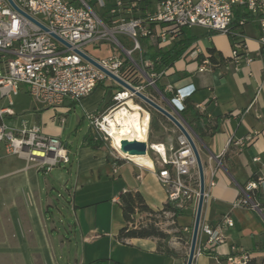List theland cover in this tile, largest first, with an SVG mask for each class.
I'll return each instance as SVG.
<instances>
[{
    "label": "crops",
    "instance_id": "obj_1",
    "mask_svg": "<svg viewBox=\"0 0 264 264\" xmlns=\"http://www.w3.org/2000/svg\"><path fill=\"white\" fill-rule=\"evenodd\" d=\"M188 31L195 37L192 33L193 29ZM245 32L251 37L247 40V47L253 58L252 63L247 64L242 61L235 65L232 62L230 39L227 47L216 45L212 48L208 45L210 39L205 46L206 39L197 38L198 40L187 48L172 67L164 69L165 75L158 82L160 91H163L167 85H172L176 89L190 85L196 88L189 99V105L199 115V120H195L191 115L189 121L182 115L181 117L194 134L204 166L208 196L204 202L201 227L218 228L224 243L197 256L194 264H220L218 259H226L231 255L232 247L241 252H248L253 264H264V184L258 191L250 193L254 201L260 205L261 211H256L251 206H236L237 201L242 198V190L248 183L264 181V48L255 41L259 36L257 27L248 26ZM212 34L216 33L206 32V35ZM181 39L182 37L179 41ZM151 43L157 47L155 42L151 41ZM175 44L176 42L162 50H168ZM144 49L142 44L143 55ZM212 49L215 50V63H211L209 59V50ZM206 61H209V65L205 66ZM202 67L206 68L205 71L200 70ZM184 73H192V75L187 80L184 78ZM103 85L112 92L110 99L106 100L108 92L104 90L102 96L95 100L97 90ZM112 87H115L113 83H103L81 103H66L63 107L54 109L34 101L27 88L22 86L18 96L15 97L14 115L8 117L6 123L14 129H20L34 125L41 127L42 122L47 127L45 135L62 140L67 125L65 117L75 110L77 105L82 108L84 118L89 113L102 112L104 105L115 94ZM151 90L152 93L145 90V94L153 97L166 110L175 113L173 107L156 89L151 88ZM168 97L167 95L166 98ZM207 100L209 102L205 105L204 113L195 110L196 105ZM93 101L95 103L93 107L87 108L86 105ZM2 104L6 105V102ZM44 111L50 112L44 113ZM58 117L59 126L50 124V120ZM170 133L166 141L157 143H164L167 146L177 144L179 136L177 128L172 127ZM89 134H93L91 128L83 137L79 147L73 148L68 142H64L69 150L70 175L54 170L62 168V165L54 167L47 173L34 163L7 154L2 147L5 159L0 163V219L3 235L0 244L7 246L6 243H10L13 247L21 246L16 237L21 216L27 221L33 240L37 242L43 240L47 244V239L49 243L52 236L49 238V220L44 214V209L53 201L49 198L48 192L54 189L55 184L62 185L67 181V188L74 186L73 190L68 189L73 222V226L70 227H74L73 236L80 241L82 249L77 264H91L97 261H106V264H131L128 253L135 254L136 258L148 257L152 264H162L161 260L164 261V258L158 253L155 240L131 239L125 243L117 240L119 231L126 226L119 205L121 195L138 192L155 212L162 211L167 204L166 190L157 177L158 167L154 165L151 169L133 162L118 161L116 168L110 156L109 145L103 143V147L99 150L87 146L86 138ZM252 135L255 137L252 143H245L243 147L236 146V142ZM212 179L215 182L214 187H210ZM100 185H104L106 190L97 197L94 192ZM23 187L29 189L32 201L33 197L38 201V208L31 213L25 209L21 211L19 189ZM45 192L46 196H44ZM117 206L120 208L119 211ZM186 211V215L174 221L184 236L185 244H188L192 236L195 215L192 208H187ZM136 217L137 220H141L146 216L138 214ZM41 220L48 226L45 225V233L40 231L39 237V234L38 236L34 234V230L37 222L41 226ZM228 221L233 222L234 226L229 227ZM51 226L52 230L57 229L55 223ZM207 240L206 235L200 236L197 250L203 248ZM129 247L135 249L129 250ZM170 248L177 253L174 260L170 259L171 264L184 263L188 258V253L183 255L179 253L178 245Z\"/></svg>",
    "mask_w": 264,
    "mask_h": 264
},
{
    "label": "built area",
    "instance_id": "obj_2",
    "mask_svg": "<svg viewBox=\"0 0 264 264\" xmlns=\"http://www.w3.org/2000/svg\"><path fill=\"white\" fill-rule=\"evenodd\" d=\"M12 1L49 32L19 14L8 0H0V146L7 154L23 158L47 172L56 166L70 163L68 145L60 138L45 135L40 126L14 129L8 126L6 119L14 115V97L18 96L22 86L27 88L34 101L54 109L63 107L66 103H81L103 83L110 82L118 86L79 53L87 55L105 70L133 85L122 77L125 67L131 65L144 82L141 86H133L144 94L147 88H153L160 95H168L175 112L172 114L183 120L181 114L186 110V101L195 93L196 88L190 85L176 89L167 85L160 91L158 82L165 75V71H157L152 62L144 60V39L155 42L157 48L162 50L177 42L183 30L201 28L230 39L232 62L235 65L242 61L250 64L253 58L249 53L247 40L251 37L246 34L245 29L255 26L259 30L255 41L264 48V0ZM238 10L244 13L245 17L236 22L235 15ZM51 33L61 38L68 46L54 39ZM120 36L129 39L133 43V49H126L119 40ZM102 43L117 45L125 57L114 55L107 60H96L84 50L88 45L99 46ZM134 54H137L136 59ZM204 64L209 65V61ZM205 69L202 67L200 70ZM148 97L156 102L153 97ZM127 99L132 102L138 100L123 89L122 92L114 94L113 107L85 116L90 123L94 141L109 144L110 156L116 168L118 161L135 163L124 157L120 149L114 146V140L109 133L111 127L107 121L108 118L115 119L118 110L131 111L126 105ZM4 101L6 105L2 104ZM207 102L209 100L196 105L195 110L204 113ZM138 105L142 118L145 115L149 118V138L151 113L148 106H143V103ZM187 126L186 128L189 127ZM188 131L194 138L191 130ZM178 132L175 145L148 142V155L153 167H158L157 177L166 190L167 203L179 210L192 208L196 215L200 197L197 161L186 137L179 130ZM254 139V135L248 136L236 142V146L243 147ZM150 153H153L154 157H151ZM218 165L220 166V163ZM263 184L264 181L248 183L242 190V198L237 201L236 206H251L252 209L261 211L260 205L250 193L258 191ZM214 186L212 179L210 187ZM207 196L205 191V199ZM164 215L173 217L171 213ZM227 225L234 226L231 221H228ZM203 234L208 240L203 248L197 250L196 257L224 243L218 228L201 227L199 237ZM226 264L253 263L248 252H241L232 247V254L226 258Z\"/></svg>",
    "mask_w": 264,
    "mask_h": 264
},
{
    "label": "rangeland",
    "instance_id": "obj_3",
    "mask_svg": "<svg viewBox=\"0 0 264 264\" xmlns=\"http://www.w3.org/2000/svg\"><path fill=\"white\" fill-rule=\"evenodd\" d=\"M205 30L199 29V28H193V35L201 40H205V46H207V43L210 39V42L208 43L209 47L214 48V46L218 45L219 47H227L229 38L228 37H222L217 34L212 35H206ZM119 40L123 43V45L126 47V49L131 50L133 49V43L123 37L120 36ZM85 52L91 56L92 58L96 60H107L109 58L114 57V55L125 57L123 54V51L114 44L111 43H102L101 45H88L84 48ZM134 59L137 58V54L133 55ZM192 73H184V78L188 80L190 78ZM146 84V83H145ZM112 90H115L114 87H112ZM107 91V97L106 100H109L111 97L112 92L107 89L106 86H102L100 89L97 90L96 99L98 97L102 96L103 91ZM147 92L152 93L151 88L146 89ZM15 101V97H14ZM94 101L90 102L86 105L87 108L93 107ZM18 106L16 109L18 110ZM50 111H44V113H47ZM67 121V125L65 127V133L62 136L63 142H68L69 145L74 147H79V145L82 142L83 137L87 134V132L90 129V123L89 121L84 118V113L82 108L77 105L76 109L73 110L68 116L65 117ZM50 124H54L55 126H59L60 120L59 117L55 120H50ZM41 128L44 134H47V127L45 126V123H40ZM51 126H49L50 128ZM52 128V127H51ZM170 129H172L171 126L168 125H160L158 129H153L150 133V143H157L160 141H166L168 137L171 135ZM109 145V144H108ZM111 151V150H110ZM151 157H154L153 153H150ZM5 159L3 148L1 147L0 150V163ZM65 166V167H64ZM62 165V168H55L56 171H62L66 172L68 175L70 166L69 165ZM50 172V171H49ZM47 172V173H49ZM43 175V174H42ZM69 179V178H68ZM65 181L62 185L55 184L54 189L50 190L48 192L49 198L52 199L53 203L50 204V206L46 205L44 209V214L49 220V238L52 236V240L50 239V242L45 244L43 240L41 241H35L32 239V232L29 231V228L27 226V221L22 218L20 219V226L17 233L18 241H20L21 246L19 247H13L10 243H6L7 246H2L0 244V264H77V261L80 259V256L82 254V249L80 247V241L73 236V228L70 227L73 226L72 218H71V210H70V198H69V192L68 189L73 190L74 186H70L69 188L66 187ZM94 195H97L99 197L103 192H105L106 187L104 185L97 186L95 188ZM47 193H44V196H46ZM33 196V195H32ZM19 200L20 204L22 205V210L20 206V210L24 211L28 210L30 213L38 208V201L35 200V197H33V201L31 199V196L29 195V189L28 188H20L19 189ZM103 207V206H102ZM120 208L117 206V211H119ZM38 211V210H37ZM137 217L135 216V227L140 226H146L150 222L146 220L145 218L141 220H137ZM157 223L155 224L157 227H159L162 231L166 232L167 234L171 235V238L169 240V247H174L175 245L179 247V253L181 255L188 253L190 249V243L191 238L188 240V244H185L184 242V236L181 234V230L178 226V224L174 221L172 216H157L156 217ZM41 222V226L38 225V222L35 224L36 229L34 230V234L36 236L40 237V231L44 232L46 231L45 225L48 226V224L45 222V224ZM52 223L56 224V230H52ZM44 224V225H43ZM1 219H0V238H3L2 235V228H1ZM46 235V234H45ZM7 238V237H6ZM46 238V237H45ZM133 246V245H129ZM134 247V246H133ZM135 249V248H128ZM127 250V252L129 251ZM137 253V252H136ZM129 261H131V264H152L150 258H143L139 257L136 258L135 254H127ZM136 259V260H135ZM187 262V261H186ZM180 263L179 264H186ZM162 264H171L170 260H161ZM112 264V263H108Z\"/></svg>",
    "mask_w": 264,
    "mask_h": 264
},
{
    "label": "trees",
    "instance_id": "obj_4",
    "mask_svg": "<svg viewBox=\"0 0 264 264\" xmlns=\"http://www.w3.org/2000/svg\"><path fill=\"white\" fill-rule=\"evenodd\" d=\"M143 8V6H142ZM245 17V14L241 11H236V22ZM182 39L176 42V44L168 50H159L155 45L151 43V40L144 39L142 44L144 46V60L147 62H152L157 71L167 69L173 66L174 62L179 59L187 48L195 41L197 37H193L188 29L183 30L181 35ZM211 63L216 62L215 50H209ZM221 57V55H220ZM222 58V57H221ZM122 77L132 83L134 86H141L144 84L143 79H141L136 72L135 68L131 65L125 67ZM115 93L122 92L123 89L119 86H115ZM160 88V87H159ZM161 90V88H160ZM156 94V93H155ZM136 104H141L138 100H135ZM188 104V105H187ZM115 102L113 97L109 102L104 105L103 111L113 107ZM145 106V105H143ZM151 113V122L149 128V139L150 133L153 129H158L160 125H168L174 127L165 117L157 113L151 108H148ZM185 120L189 121V115L193 116L195 120H199V115L194 111L193 107L189 105V100L186 101V110L181 114ZM86 144L88 147L99 150L103 147V143L94 141V135L89 134L86 138ZM120 208L122 209V214L126 226L123 227L117 236V240L120 243H125L127 240L131 239H152L157 242L158 253L161 254L164 260L172 259L177 257V253L174 249H171L168 245L171 235L162 231L155 224L157 223L156 217L163 216L165 213H171L173 219H177L180 216L186 215V209L179 210L174 208L171 204L167 203L162 211H153L145 202L143 196L138 192H127L120 197L119 201ZM145 215V219L150 222L146 226L135 227V216ZM220 264H226V259L220 258ZM187 259H185V262ZM253 263V260H252ZM91 264H106V261H97Z\"/></svg>",
    "mask_w": 264,
    "mask_h": 264
},
{
    "label": "water",
    "instance_id": "obj_5",
    "mask_svg": "<svg viewBox=\"0 0 264 264\" xmlns=\"http://www.w3.org/2000/svg\"><path fill=\"white\" fill-rule=\"evenodd\" d=\"M10 5L23 17L28 19L30 22L38 25L41 27L45 32H49L48 29L44 26H42L38 21H36L34 18L29 16L27 13L22 11L12 0H8ZM51 36L59 41L60 43L67 45L61 38H59L57 35L51 33ZM68 46V45H67ZM85 60L93 64L95 67H97L99 70L104 72L110 79H112L118 86L123 88L124 90L128 91L129 93L133 94L141 103L144 105L148 106L149 108L153 109L163 117H165L170 123H172L187 139L189 142L193 153L195 155L196 161H197V166H198V172H199V178H200V197H199V202H198V207L195 215V221H194V226H193V231H192V236H191V243H190V249H189V254L187 258L186 264H194V261L196 259V253H197V247H198V239L200 235V229H201V219H202V212H203V207H204V202H205V191H206V183H205V173H204V166L202 163V159L200 156V151L198 149V146L190 135L188 129L190 128L186 125V123L183 120H180L178 117H176L174 114H172L170 111L166 110L164 107L153 101L151 98H149L146 94L138 91L133 85H130L129 83L125 82L121 78L113 75L109 71L105 70L102 68L98 63H96L94 60L89 58L87 55L83 53H79ZM161 93V92H160ZM162 97L170 104V101L161 93ZM186 126L188 128H186ZM147 139V145L143 142L139 143L140 150L146 151L148 153V138ZM125 150H129L130 147H124ZM121 151V149H120Z\"/></svg>",
    "mask_w": 264,
    "mask_h": 264
},
{
    "label": "bare ground",
    "instance_id": "obj_6",
    "mask_svg": "<svg viewBox=\"0 0 264 264\" xmlns=\"http://www.w3.org/2000/svg\"><path fill=\"white\" fill-rule=\"evenodd\" d=\"M126 97V96H124ZM126 105L129 110L117 111L115 119H109L110 125L109 133L114 140V146L121 149V154L128 157L135 163L146 167L153 168V162L146 151L140 150L138 146L140 142L147 145L148 134V116L139 113L140 106L132 102L130 99L126 100ZM124 147H130L125 150Z\"/></svg>",
    "mask_w": 264,
    "mask_h": 264
}]
</instances>
